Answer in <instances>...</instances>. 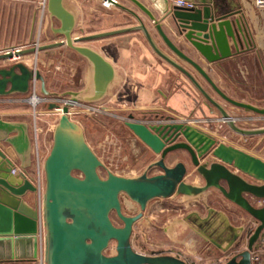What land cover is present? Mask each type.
<instances>
[{
  "label": "water",
  "instance_id": "1",
  "mask_svg": "<svg viewBox=\"0 0 264 264\" xmlns=\"http://www.w3.org/2000/svg\"><path fill=\"white\" fill-rule=\"evenodd\" d=\"M102 1L128 13L138 25L75 37L79 20L76 6L69 0H47L45 38H59L60 41L38 49H16L0 54V62H4L36 51L67 47L86 62L84 87L80 90H51L41 71L22 61L0 66V97L26 95L36 81L44 97L66 99L52 132L49 154L43 162L41 222L45 264H190L175 255L137 252L132 245L134 227L154 200L197 199L212 190L257 222L249 238L245 239V226L234 227L223 213L210 206L207 217L192 212L187 218H193L197 226L203 227L214 214L218 215L232 237L226 248L215 237L210 235L208 239L225 252L236 250L245 242L244 250L222 264H253L252 254L264 234L263 157L218 133L188 122L183 115L163 109L168 115L160 116V112L153 110L149 113L163 120L145 123L130 114L126 126L158 159L139 175L122 176L106 167L88 143L83 127L69 116L70 108L75 105L105 100L120 80L115 64L84 43L142 32L153 51L197 88L211 113L216 109L221 121L238 135H264V129L239 128L214 97L216 94L233 107L264 116V108L229 97L211 73L216 70L214 67L250 50L251 41L242 10L223 13L215 7V0H187L195 5L191 9L176 7L172 0H149L150 5L143 0H125L132 8L118 0ZM152 29L170 53L159 47ZM169 32L177 35L178 43ZM200 80L208 85L209 91ZM58 108L59 104L50 102L46 111L53 113ZM1 143L14 151L21 168L20 174L14 175V164L5 160L0 151V264H4L38 255L39 211L27 201V196L36 191V156L28 124L0 120ZM179 152L188 155L202 185L188 182L190 166L186 162L169 165L170 156ZM155 169L160 173L152 174ZM101 170L106 171V177L101 176ZM123 197L139 207L135 215L124 213ZM113 215L120 220L121 226L115 224ZM113 243L116 253L108 255Z\"/></svg>",
  "mask_w": 264,
  "mask_h": 264
},
{
  "label": "rangeland",
  "instance_id": "2",
  "mask_svg": "<svg viewBox=\"0 0 264 264\" xmlns=\"http://www.w3.org/2000/svg\"><path fill=\"white\" fill-rule=\"evenodd\" d=\"M120 1L128 5L127 1ZM46 2L47 0H39L34 5L37 7V25L35 36L31 41V0H15L14 3L18 5V10L15 8L12 10L11 23L14 24V30L8 34L5 33L4 37L8 43H6V49L1 50L0 54L14 49L38 48L60 41L59 38L54 40L45 38L48 25ZM69 2L75 6L78 4L81 8V13H78L79 20L74 33L75 37L114 31L138 23L114 5L105 6L102 0H69ZM233 2L237 4L239 10H242L251 41L250 50L214 67L213 69H222V71L221 73L212 72V75L216 76L218 73L221 80L219 85L229 97L264 108V12L254 6L253 0H233ZM6 25L5 23V27ZM121 38L124 40L117 42ZM84 44L95 47L105 54L107 52L109 54L111 48L114 52V55L111 53L114 58L113 62L127 65V69H119L115 65L119 70L120 80L110 96L100 103L82 104V107L76 109L81 112H74L71 118L83 127L88 143L112 172L122 176L139 175L143 172L142 166L146 162L158 159V156L130 131L126 122L129 120L130 114H133L135 119L141 122L163 120L160 116H167L168 113L165 111L157 110L160 112V116L157 118L156 114L149 113L150 110H138V108H154L163 105L165 107L166 101L160 91L168 96L169 93L176 91L179 85L189 91L192 101L195 102L193 108H190L189 112L187 110L188 116L211 120L210 124L222 137L250 151L264 155V135L253 137L238 135L227 123L221 121V115L216 109L211 113L204 105L205 99L197 88L153 51L142 32L104 38ZM158 45L163 51L170 53L161 40ZM20 61L41 71L51 90H80L84 87L86 62L67 47L36 51L17 61H2L0 66H8ZM200 81L209 91L208 85L204 84L203 80ZM35 94L47 100L46 103H40L37 106L36 119L33 116L34 109L29 102ZM214 97L236 120L239 128L245 130L264 129V116L233 107L216 94ZM64 100L66 99L44 97L40 93V84L36 81L32 82L31 89L26 95L0 97V114L19 113L17 117H8L7 119L27 123L33 140L35 137L34 123L36 122V127L40 131L38 142L42 165L52 145L53 129L62 113L61 107L59 113L50 112L48 114L46 107L50 102L63 105ZM178 161H184L190 166L188 182L197 185L203 184V181L195 174L186 153L179 152L169 158L170 165H174ZM158 173L160 170H154L152 174ZM100 174L106 177L105 170H101ZM218 197L220 194L212 190L210 194L197 199L177 197L152 201L143 218L135 224L132 237L133 248L137 252L147 255L179 254L184 256L182 251H186L187 246L193 243L191 240L196 239L198 242L204 243L202 235L195 233L196 221L193 218L188 219V215L192 212L205 213L206 210L208 211V206L211 207L214 203L219 206ZM29 200L32 206L36 209L39 208L38 193L31 195ZM122 202L125 214L135 215L139 211V207L132 204L126 197H123ZM113 221L119 226L122 225L115 215H113ZM210 252L214 256L213 261L204 259L210 255L206 250L199 255L202 260L198 263L189 262L219 264L224 261L225 256L217 255L215 257L217 253L214 247ZM115 253V243H113L107 254L114 255ZM5 264L27 263L23 261V258H19L15 259V262Z\"/></svg>",
  "mask_w": 264,
  "mask_h": 264
},
{
  "label": "crops",
  "instance_id": "3",
  "mask_svg": "<svg viewBox=\"0 0 264 264\" xmlns=\"http://www.w3.org/2000/svg\"><path fill=\"white\" fill-rule=\"evenodd\" d=\"M37 1H39V0H31V41L33 40V38L35 36V30H36V25H37L36 24L37 7L34 6ZM71 1H73V0H71ZM143 1H145V3H147L148 5H150L149 0H143ZM14 2H15V0H0V51L6 49L5 46H6V43H8L7 39H5V37H4L5 33L8 34L10 32H13V30H14L13 29L14 28V24L11 23V20H12V17H13L12 10H13V8L18 10L17 9L18 5L15 4ZM120 3L123 4V1L122 2L120 1ZM215 5L214 6L218 7L223 13L239 10L237 4H234L233 0H215ZM126 6L131 7V5L129 3ZM76 7H77L78 13L80 14L81 13L80 6L78 4H76ZM127 16L129 18H131V19H134L128 13H127ZM6 20H7V22H6ZM5 23L7 24L6 27H5ZM164 23H167V21H165ZM133 24H135V25H131L129 27L138 25V23H133ZM126 28H128V27H126ZM133 33H135V32H132L131 34H133ZM152 33H153V36L155 37V40L157 41V43L160 42L161 39L159 38V36L157 35V33H156V31L154 29H152ZM169 33H171V37L178 43L179 41L176 38L177 35H175L172 32H169ZM127 34L130 35V33H127ZM125 35L126 34L118 35V36H125ZM125 39H126V37H125ZM122 40H124V39L123 38L118 39L117 42H120ZM11 42H12V40H11ZM159 45H161V44L159 43ZM95 49L98 50L97 48H95ZM98 51L101 54H103L110 61H112V62L114 61L113 60L114 59L113 58L114 52H113V50L111 48L109 49V54H107L108 52L105 54L101 50H98ZM113 63L116 66H118L119 69H127V65H125L124 63H121V62H119V64H117L115 62H113ZM120 63H121V65H120ZM205 66L209 67L207 65H205ZM221 71H222V69H216V70H214L212 72H220L221 73ZM179 74H181V73L179 72ZM182 77H185V76L182 75ZM213 77H214L215 81L219 84L221 80H220V77H219L218 73H217L216 76H213ZM158 82H159V80H158ZM160 93H161L162 97L166 101L165 107H163L164 106L163 105V106H158V107H154V108L148 107V108H138V109H142V110L144 109V110H150V111L159 110V109L160 110L162 109V111H163V109L171 110V111H173V112H175L177 114L183 115V117H185V119L188 122H194V123L200 125L201 127L207 129L210 132L218 133L217 130H215V128L213 127V125L210 124L211 120L191 118L190 115L188 116L186 114L187 110L189 112V109L193 108V106L195 105V102L192 101V98L190 97L191 95L189 94V91H186L185 88L180 87V85H179V88L176 91H173V92L169 93L168 96L165 95L162 91H160ZM47 113L49 114L50 112H47ZM17 114H19V113H17ZM11 121H19V120H11ZM145 123H148V121L145 122ZM31 139L33 140L32 134H31ZM3 144H5V143H1L0 144V150H1V153L2 152L4 153V154L3 153L2 154L4 155L5 160H11L12 163L14 164V167H17V162H19V160L17 159L14 151L9 146H7L6 144L5 145L7 147L5 145L3 146ZM252 152L264 158V155L262 153L254 152V151H252ZM151 162L152 161L146 162L142 166L143 171L147 168V166ZM168 163H170L169 160H168ZM155 170H158V169H155ZM16 175H19V174H16ZM128 176L132 177V176H136V175H128ZM31 195H33V194H30V195L27 196V201H28L29 204H30L29 198H30ZM217 200H219V206L218 205H214L215 204L214 203L211 207H213L217 212L223 213V215L226 216L230 220L231 224L234 227L239 228L241 226H245L247 235H249V233L252 232L256 228V226L258 225L256 221L251 219V217H249L246 213H242L243 212L242 210H240L238 207H236L235 205H233L232 203H230L229 201L224 199L221 195H220V197H218ZM199 214H200V216L202 218H205L208 215V211L206 210L205 213H199ZM203 227L206 229V231L204 233H201L200 228L195 223V226H194L195 233L202 235L204 243H200L196 239L191 240L193 243H191V244H189L187 246L186 251H182L185 254L182 257L185 258L186 261H188V262L189 261H193V262H197L198 263L200 260H202V257L200 258L199 255L204 253L206 250H207V253H210V255L205 257L204 259L207 260V261H213V259H214L213 257L214 256H212L211 252H210L211 248L213 249V247H214V250L217 253V254L215 253L216 254L215 257L217 255L226 256V255L230 254V252L232 253V252L235 251V250L232 249V250H229V251L225 252L222 248L214 245L207 237V236H210V235L215 237L216 239L219 240V243L224 248H226L227 245L229 244V241H230V239L232 237V233H231V231L226 229L223 221L218 217V215L214 214L212 216L211 221L209 223H207V224H204ZM244 245H245V242L242 243L241 247H243ZM254 253L255 254H259L260 256H264V234H263L262 240L258 244V246H257V248H256ZM177 255H179V254H177ZM179 256H181V255H179ZM23 261H25V260L23 259ZM10 262H15V260L13 259V260L8 261L6 263H10ZM189 263L193 264L192 262H189ZM212 263L213 262H209L207 264H212Z\"/></svg>",
  "mask_w": 264,
  "mask_h": 264
},
{
  "label": "built area",
  "instance_id": "4",
  "mask_svg": "<svg viewBox=\"0 0 264 264\" xmlns=\"http://www.w3.org/2000/svg\"><path fill=\"white\" fill-rule=\"evenodd\" d=\"M254 1V6L261 12H264V0H253ZM108 2V1H106ZM110 3V2H109ZM172 4L176 7H181V8H187V9H191L193 8L195 5L187 0H172ZM111 6H113L112 3H110ZM46 7H47V2H46ZM38 49V48H36ZM16 61L19 59H15ZM29 102L31 103V106L34 109V115L33 116H37L38 112H37V106L40 103H46L47 100L45 98H41L38 95H33V98L31 100H29ZM64 104V103H63ZM63 106V105H61ZM77 107H82V104H78L75 105L73 107L70 108V112H69V116L72 118V115L74 112H81L79 110H76ZM37 113V114H36ZM18 114H0V120L3 121H11L8 120L7 118H13V117H17ZM35 116V119H36ZM34 140H32V146L35 147L33 148V151L35 153L36 156V179H35V188L36 191L33 194L38 193L39 194V198H40V206L38 208L39 211V252L38 255L34 258L31 259H25L27 264H45V259H44V239H43V227H42V222H41V211H42V197H43V192H44V173H43V165L41 164V159H40V150H39V142H38V134H39V129H37L36 127V122L34 123ZM34 141V142H33ZM21 172V168H20V164L19 162H17V167H14L12 173L14 175L16 174H20ZM254 231V230H253ZM252 231V232H253ZM252 232L249 233V235H245V239L247 240L249 238V236L252 234ZM245 246V245H244ZM239 247L238 249H236L234 252H230V254L225 256L224 261L220 262L219 264L225 263L228 260H230L237 252L242 251L245 249V247ZM178 257L183 258L182 256L179 255H175ZM185 259V258H183ZM186 260V259H185ZM252 261L253 264H264V256H260L259 254H252Z\"/></svg>",
  "mask_w": 264,
  "mask_h": 264
},
{
  "label": "bare ground",
  "instance_id": "5",
  "mask_svg": "<svg viewBox=\"0 0 264 264\" xmlns=\"http://www.w3.org/2000/svg\"><path fill=\"white\" fill-rule=\"evenodd\" d=\"M103 3H104L106 6H108V7L111 6L109 2L106 3V1H103ZM108 3H109V4H108ZM39 47H40V46H39ZM39 47H38V48H39ZM15 50H16V49H14V51H15ZM61 107H63V106L59 105V108H58L57 110L53 111V112L59 113V110H60ZM61 114H62V113H61ZM35 116H36V115H35ZM0 151H1V150H0ZM2 153H3V152H2ZM3 154H4V153H3Z\"/></svg>",
  "mask_w": 264,
  "mask_h": 264
},
{
  "label": "flooded vegetation",
  "instance_id": "6",
  "mask_svg": "<svg viewBox=\"0 0 264 264\" xmlns=\"http://www.w3.org/2000/svg\"><path fill=\"white\" fill-rule=\"evenodd\" d=\"M198 227L200 228L201 233H204L206 231V229L204 227H200V226H198Z\"/></svg>",
  "mask_w": 264,
  "mask_h": 264
}]
</instances>
